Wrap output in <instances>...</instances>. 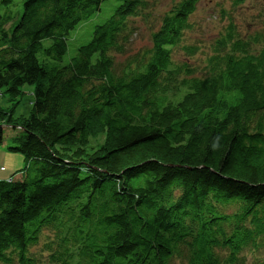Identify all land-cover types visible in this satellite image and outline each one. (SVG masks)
<instances>
[{"label":"trees","instance_id":"16d2710c","mask_svg":"<svg viewBox=\"0 0 264 264\" xmlns=\"http://www.w3.org/2000/svg\"><path fill=\"white\" fill-rule=\"evenodd\" d=\"M103 1L22 0L13 25L17 0H0L11 102L0 105V146L24 159L20 178L0 179V263L264 264V30L231 22L197 77L173 49L200 0H179L151 45L118 66L155 1L120 0L69 63L46 68L39 50L61 61ZM25 84L33 107L16 116Z\"/></svg>","mask_w":264,"mask_h":264},{"label":"rangeland","instance_id":"374dc122","mask_svg":"<svg viewBox=\"0 0 264 264\" xmlns=\"http://www.w3.org/2000/svg\"><path fill=\"white\" fill-rule=\"evenodd\" d=\"M178 1L179 0H155L154 7L149 12L151 15L149 19L136 18L134 20L133 26L135 29L132 36L133 38L127 47L128 49L126 53L123 55H115L118 66H122L127 56L133 55L135 52L143 50L151 45V33L160 26V18ZM119 3L120 0L103 1L100 11L92 15L90 20L83 21L74 28L68 39V52L63 56L61 61L47 57L44 54L43 49H41L39 50L40 62L48 69L69 63L72 56L77 53L78 47L90 42L93 30L95 29L94 26L96 24H101L109 18ZM16 8L18 13L12 23L13 25L17 24L23 12L22 0H17ZM0 11L4 13L5 9L0 7ZM190 21L193 24V27L188 29L185 33L184 40L178 45V47L173 49L174 60L176 62L186 63L188 66L192 67L195 76H205V65L207 64V59L212 53L213 43L220 37L222 34L221 32H224L225 28L231 22L234 23L235 29L239 33L243 32L252 35L253 33L264 30V0H244L239 5H234L233 0H200L196 11L190 18ZM43 41V48L49 47L52 43L51 38L44 39ZM188 45L196 49L195 54H187L183 47ZM34 88V84H25L23 86L24 93L22 94L23 96L20 103L16 105L17 107L14 110V115L30 114L33 107L32 101L34 99ZM0 105L8 108L11 105L9 96H7L4 90H0ZM5 128L6 142L11 145L12 143L9 141V135L13 133L15 129L12 127ZM104 138V134H101L97 138H92L89 145L96 146V143L103 142ZM1 148L2 145L0 146V149ZM4 150H6L7 153H10L11 160L5 159L8 166L6 163V170L2 172L0 171V177L5 178L7 176H13L14 178H20V172L16 171L21 169L24 165L23 155L20 152L9 151L7 145H5ZM2 163L3 162L0 160V167ZM3 173H6L7 175H4ZM40 249L41 245L32 248L37 254L40 252ZM257 254L259 256H264V250ZM254 258V255L249 256L247 264H252ZM38 264H48L47 258L42 259Z\"/></svg>","mask_w":264,"mask_h":264},{"label":"crops","instance_id":"0c3cea01","mask_svg":"<svg viewBox=\"0 0 264 264\" xmlns=\"http://www.w3.org/2000/svg\"><path fill=\"white\" fill-rule=\"evenodd\" d=\"M7 127V126H6ZM17 132V130L15 129L14 130V132L13 133H11L10 135H9V137L11 136V135H13V134H15ZM7 136V135H6ZM5 145H6V143L4 144V145H2V148L0 149V160L3 162L2 163V165H1V167H0V171L2 172V171H5L6 170V160L7 159H9V160H11L10 158H11V155H9L10 153H7L6 152V150H4V148H5ZM6 159V160H5ZM7 166H8V163H7ZM4 175H7L6 173H3ZM4 178V177H3ZM3 178H1L0 177V179H3ZM5 179H11V176H7V177H5Z\"/></svg>","mask_w":264,"mask_h":264}]
</instances>
